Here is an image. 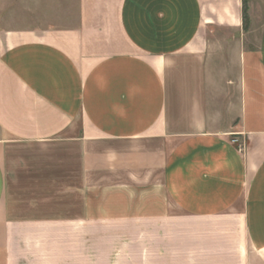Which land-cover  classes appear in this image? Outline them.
<instances>
[{
    "label": "crops",
    "instance_id": "obj_1",
    "mask_svg": "<svg viewBox=\"0 0 264 264\" xmlns=\"http://www.w3.org/2000/svg\"><path fill=\"white\" fill-rule=\"evenodd\" d=\"M0 0V264H264V0Z\"/></svg>",
    "mask_w": 264,
    "mask_h": 264
},
{
    "label": "trees",
    "instance_id": "obj_2",
    "mask_svg": "<svg viewBox=\"0 0 264 264\" xmlns=\"http://www.w3.org/2000/svg\"><path fill=\"white\" fill-rule=\"evenodd\" d=\"M243 12H244V22L247 23V20H248L247 0H244Z\"/></svg>",
    "mask_w": 264,
    "mask_h": 264
}]
</instances>
